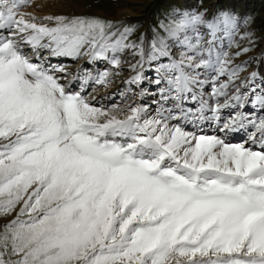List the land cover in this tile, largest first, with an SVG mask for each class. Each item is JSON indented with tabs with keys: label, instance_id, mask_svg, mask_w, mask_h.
I'll return each instance as SVG.
<instances>
[{
	"label": "snow or ice",
	"instance_id": "6c2138e0",
	"mask_svg": "<svg viewBox=\"0 0 264 264\" xmlns=\"http://www.w3.org/2000/svg\"><path fill=\"white\" fill-rule=\"evenodd\" d=\"M26 7L43 5L0 0V264H264V76L235 63L253 50L234 39L250 18L173 7L136 35ZM57 58L111 69L72 74ZM125 65L120 95L151 105L86 94Z\"/></svg>",
	"mask_w": 264,
	"mask_h": 264
},
{
	"label": "rangeland",
	"instance_id": "374dc122",
	"mask_svg": "<svg viewBox=\"0 0 264 264\" xmlns=\"http://www.w3.org/2000/svg\"><path fill=\"white\" fill-rule=\"evenodd\" d=\"M81 1H82V6H81L82 8L79 11H75L74 9H72L70 12L66 14L64 13V15L68 14L69 16H72V15L98 14V16L106 17L112 20H124L126 23L135 24L139 26L136 35H140L141 33H144L149 29L155 27L160 20H165V22H167L165 18L170 13L173 7L183 8V6L179 3V0H129L128 2H130V4L126 3L125 0H81ZM232 1L234 0H194L195 3L192 5L190 10L203 11L207 9L209 14H211V12L217 9L234 11L233 9L234 6H232ZM119 10L133 11L134 13L135 12L136 13L125 14L121 18V16H117ZM247 17L250 18L248 25L243 26L240 34L234 38L235 43L240 44L241 47H250L253 49L252 51L243 55H247L251 52H257L264 47V5L257 10L249 12ZM245 31L254 32V36H252V39L256 42L254 45L249 44L247 40L240 39V35H242L243 32ZM133 39H135V37H133ZM226 49L227 47L224 50ZM237 50L238 49L234 46V50L229 52L234 53ZM240 57L235 58V60L239 59ZM65 59L60 61L61 64L62 62L64 63L62 65L74 66L78 64V60H73L71 58L69 59L65 58ZM103 67H105V69L106 68L111 69V66L107 62L101 61L99 63L98 69L99 68L103 69ZM86 69H88V67ZM129 73L130 70L127 69V66L125 65L119 77L120 78L121 76L126 77L129 75ZM119 77L118 78L114 77V78L116 80L118 79V81L122 80ZM77 87L74 88L78 90ZM89 93H91V89H88L86 91V94ZM115 98L117 100L122 99L120 96Z\"/></svg>",
	"mask_w": 264,
	"mask_h": 264
},
{
	"label": "bare ground",
	"instance_id": "6f19581e",
	"mask_svg": "<svg viewBox=\"0 0 264 264\" xmlns=\"http://www.w3.org/2000/svg\"><path fill=\"white\" fill-rule=\"evenodd\" d=\"M128 1L129 0H125L126 3L130 4V2H128ZM35 3L39 4V5H43V7L42 8L26 7L23 10L26 12L34 11L38 15H47V14L64 15V13L66 14V13L70 12L72 9H74L75 11H79L82 8L81 7L82 6L81 0H35ZM179 3L183 7L187 6L190 9L195 2H194V0H179ZM263 5H264V0H254V1L253 0H234V1H232V6H234L233 7L234 11L241 16H247L249 12L257 10L260 7H262ZM92 12H93V10H92ZM129 13L133 14L134 12L133 11L119 10L117 16H121V18H122L123 15L129 14ZM242 28H243V26H242ZM242 28H241V30H242ZM218 43H220V42H218ZM229 43H230L229 39L227 37H224L222 43H220V46L223 49H225L227 47V49H226L227 51H233L234 46H232L230 48ZM230 53H232V52H230ZM262 53H264V47L257 52H251V53H249L247 55H243L239 59L235 60V63H237V64H242L245 61L248 62V64L246 65L247 72L242 73V75H247L251 71L255 70V71H258L262 76H264V64H261V62H260V57H261ZM64 59L65 58H57V59H53L52 62L53 63L54 62L60 63V61H62ZM126 59H128V58L126 57ZM100 62L101 61H97V62L90 64V63H88V61L86 59H79L77 65H74V66H67V65L65 66L64 65V66L67 67L69 72H71L72 74H76L78 69H83V70H87L89 72H92V74L95 75L97 70H99V71L105 70V67H103V69H101V68L98 69ZM62 64H64V63L62 62ZM103 65H104V63H103ZM96 66H97V68H96ZM87 67H88V69H86ZM130 74L131 73H129V75ZM128 76H126V77L121 76V78L118 76L120 79H122L120 81H118V79L116 80L114 78L113 82L107 87L99 86V85H96L94 82H90L89 85L87 86L86 91L88 89H91L90 94H92L95 97V102H98V105L103 104L104 106H111L113 104H116V105H120L121 107H123L125 104L132 103L133 101L136 103H142L143 102V103H147V104L151 105V98L150 97H145L143 100H141L138 97L129 96L128 99H125V97L120 95V93L123 92L126 88V85L123 84V80L126 79ZM80 83H81V81L76 80L73 84V87L80 86ZM260 83H261V80L257 79V84H260ZM77 88L79 90V87H77ZM94 89H95V91H93ZM258 91H259V89H258ZM119 96L122 98L121 99L122 101L117 100L115 98V97H119ZM192 106H195V105H192ZM229 111H231V110L230 109H224L223 110L222 115L224 118L227 117ZM248 111L253 112V110L251 109V106H249ZM260 114H264V113L254 112V115H260ZM187 128L189 131L194 130L192 128L191 124H189L187 126ZM215 128H216V126H215L214 122H206L203 125L204 132H206L207 134H210V135L216 134ZM251 130L252 129H249V131H251ZM229 138L234 143H236L238 141L242 142L244 139H247V133L245 131H240L237 133H229Z\"/></svg>",
	"mask_w": 264,
	"mask_h": 264
}]
</instances>
